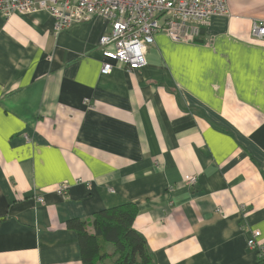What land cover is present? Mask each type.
I'll return each mask as SVG.
<instances>
[{"label": "crops", "instance_id": "crops-1", "mask_svg": "<svg viewBox=\"0 0 264 264\" xmlns=\"http://www.w3.org/2000/svg\"><path fill=\"white\" fill-rule=\"evenodd\" d=\"M227 1L110 72L101 17L0 13V264H84L68 221L129 202L153 264H264V0Z\"/></svg>", "mask_w": 264, "mask_h": 264}, {"label": "built area", "instance_id": "built-area-1", "mask_svg": "<svg viewBox=\"0 0 264 264\" xmlns=\"http://www.w3.org/2000/svg\"><path fill=\"white\" fill-rule=\"evenodd\" d=\"M46 11L55 18L57 33L76 23L101 17L108 31L100 45L106 61L103 70L110 72L114 63L136 70L147 65L149 47L155 36L166 33L176 42L195 41L211 17L228 12L227 0H0V13L10 17L15 13L28 14ZM252 35L264 38V24L255 21ZM196 175L186 181L195 183ZM67 185L58 187L59 194L67 193ZM44 202V198L37 197ZM259 230L253 232L249 246L258 244Z\"/></svg>", "mask_w": 264, "mask_h": 264}, {"label": "trees", "instance_id": "trees-1", "mask_svg": "<svg viewBox=\"0 0 264 264\" xmlns=\"http://www.w3.org/2000/svg\"><path fill=\"white\" fill-rule=\"evenodd\" d=\"M137 213V205L129 202L100 210L91 222L70 219L68 226L79 234L83 263L153 264L145 237L134 228Z\"/></svg>", "mask_w": 264, "mask_h": 264}, {"label": "rangeland", "instance_id": "rangeland-1", "mask_svg": "<svg viewBox=\"0 0 264 264\" xmlns=\"http://www.w3.org/2000/svg\"><path fill=\"white\" fill-rule=\"evenodd\" d=\"M260 39H263L264 40V38H260Z\"/></svg>", "mask_w": 264, "mask_h": 264}]
</instances>
